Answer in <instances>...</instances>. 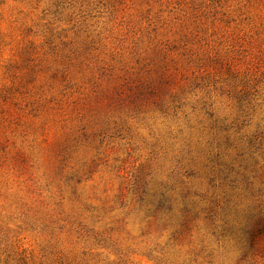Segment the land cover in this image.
<instances>
[{
	"label": "rangeland",
	"instance_id": "374dc122",
	"mask_svg": "<svg viewBox=\"0 0 264 264\" xmlns=\"http://www.w3.org/2000/svg\"><path fill=\"white\" fill-rule=\"evenodd\" d=\"M0 264H264V0H0Z\"/></svg>",
	"mask_w": 264,
	"mask_h": 264
}]
</instances>
